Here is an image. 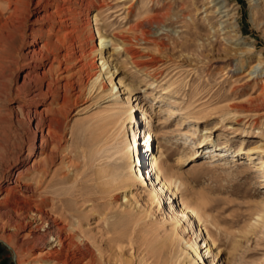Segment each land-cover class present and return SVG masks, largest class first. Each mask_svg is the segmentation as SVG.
Returning a JSON list of instances; mask_svg holds the SVG:
<instances>
[{"label":"rangeland","instance_id":"1","mask_svg":"<svg viewBox=\"0 0 264 264\" xmlns=\"http://www.w3.org/2000/svg\"><path fill=\"white\" fill-rule=\"evenodd\" d=\"M59 1L24 0L26 26L10 49L18 64L0 52V191L8 193L0 204V264H31L43 256L54 235L63 240L61 259H79L85 242L91 250L97 245L104 251L111 248L119 260L132 264H141L145 247L152 252L163 241V230L169 228L166 198L151 202L147 186L137 182L116 194L119 176L132 177L133 172L126 167L134 165L133 158L126 161L117 153L125 134L131 141L129 126L138 130L130 151L143 147L144 126L156 130L164 148L162 164L182 182L173 200L195 207L197 197L204 205L202 230L188 218L184 238L168 253L165 249L157 264H264V227L249 228L253 215L264 221V167L254 168L264 158V145L258 144L264 138L254 128L257 121L264 130V113L258 116L264 105L247 103L262 86L264 94V64L257 61L260 56L264 63V0H138L133 4L136 13L128 18L122 6H115L118 0H104L100 22L111 23L107 33L144 21L146 41L139 39L133 42L139 47H133L154 57L155 65L140 71L124 53L114 54L117 78L134 89L87 103L74 102L78 92L70 90L66 105L46 84H29L34 76L46 74L47 65L33 63L30 68L29 57L45 54L55 41L59 28L49 20ZM59 83L53 89L64 81ZM130 105L136 118L122 128L119 122L111 126ZM246 129L255 131L254 136H243ZM67 145L79 155V167L64 179L61 150ZM217 145L236 153L202 164ZM142 167L145 171L144 160ZM16 180L29 181L31 189ZM122 195L131 200L125 210ZM61 214L66 218H59ZM113 226L129 233L118 247L103 240ZM205 229L215 241L211 252L203 242ZM73 233L81 241L72 239ZM186 242L196 243L199 256ZM144 259L156 264L148 255ZM90 264H97L94 257Z\"/></svg>","mask_w":264,"mask_h":264},{"label":"bare ground","instance_id":"2","mask_svg":"<svg viewBox=\"0 0 264 264\" xmlns=\"http://www.w3.org/2000/svg\"><path fill=\"white\" fill-rule=\"evenodd\" d=\"M135 1L138 0H118V4L115 6H122L120 9H123L124 18H128L134 12L133 4ZM59 2V5L55 6L56 10L54 11V15L49 20V24L53 27L58 25L59 28L55 34V41L49 45L45 54H35L34 52V55L29 57L28 66L34 68L35 65H33V63H37V65H39L38 67L43 68L47 65L46 74L42 77L34 76L29 84H46V89L48 91L55 93L56 96H61L62 105L68 104L70 90H77L78 92L73 101H81L82 103H87L91 99L99 100L107 95L111 97L116 96L117 98L120 96L121 92H131L134 87L129 83H125V80L122 77L117 78L119 75V68L112 57L114 54H120L122 52L124 53L123 55L125 58L127 57L131 64H133L138 70L143 71L151 67L153 68L155 65V58L138 54L137 49L133 47L136 46L133 42H138L139 39L146 41L145 36L147 35V31L144 29V21L138 22L132 27L129 26L118 31L114 30L115 32L109 34L105 27L110 26L111 23H106L104 21L100 22L104 0H100L99 2L97 0H76L74 2L71 0H60ZM91 3H93V5H91ZM25 5L24 0H0V52L7 54V57L11 59L14 65H17L18 61L15 57H12L10 49L16 38L20 36L19 34H22V29L26 26L27 19H25ZM262 14L261 22H264V11ZM35 42L38 41L35 39ZM162 45V43H157L158 48L162 47ZM141 50L145 51L147 48L142 47ZM62 51L64 52L62 53ZM239 53L243 54L245 51ZM257 61L258 65L264 64L260 56L257 58ZM252 67L253 66H251V68ZM84 78L86 79V84H82ZM62 80L64 83L61 87L53 89V87L59 82H62ZM59 90L63 91L62 94H60ZM262 90L263 86L261 87V92ZM261 92L260 94L258 93V96L248 99L247 103L251 105L254 104L255 101H261L262 105H264V94ZM122 99L124 100V98ZM241 107L242 106L240 105H232L231 108ZM47 113L48 112L45 111L40 115H46ZM263 113L264 112L262 111V113L258 114L259 118L262 117L261 114ZM124 114L125 115L122 119L112 122L113 124L111 126H117L119 122L118 125L122 128L127 122L131 123L136 118V114L131 105L127 107ZM259 124L260 123H257L256 121V123H254V128L260 130L258 131V134L264 138V130H261ZM129 128L132 135L131 141L128 140L129 135L125 134L122 139L119 140L120 145L117 147L118 150H116L117 153H119L120 158L125 159L126 161L133 158L134 165L127 164L128 162L126 163V167L132 169L133 172L132 177L119 176V181L117 182L116 187L118 191L116 194L122 193L124 188H129L137 182L147 186L151 202L160 199L164 200L166 198L165 220L168 222L169 228L163 230V241H158L159 243H156L152 252H149L147 247L144 248V256L148 255L149 258L152 257L153 263L157 264L162 257L165 256V249L168 253V250L174 246L175 242L182 239L184 233L188 231V225L190 224H188V218L193 217V220L197 222L198 230H202L201 225H203L202 222L204 217L202 210L204 209V205L197 197L194 198L197 203L195 207L190 204H182L173 200L175 190H177L182 182L175 171H171L170 169V171L166 170L163 166L164 148L158 140L156 130L144 126L143 130L145 131L146 138L144 139L143 147L140 148L139 145L137 149L135 148L130 151L131 143H135L138 130L134 129L132 126H129ZM103 132L106 133L107 130H104ZM254 133L255 131L253 132L251 129L241 131L243 136H254ZM153 140H155V145L152 144ZM259 141V145H264V142H261L262 140ZM205 143V139L200 141L199 147L204 146ZM193 152L196 154L198 150H194ZM207 153L208 157H205V160L202 159L204 160L202 164L207 165L215 163L219 160L216 159L217 157L223 158L225 154H235L236 151L231 150L227 145H217L216 147L209 149ZM51 155H53V152H51ZM61 156L62 162L67 169L64 179H67L69 177L68 174L78 169L79 166L76 164V161H78L79 155L76 154L74 149L67 145L62 147ZM194 157L195 156H193V158ZM246 159L249 160V162L251 161L249 154L246 155ZM142 160H144L145 163V171L142 169ZM178 160H182V158L179 157ZM263 167L264 158H260L254 168L256 170H261ZM16 181L17 184L23 186L25 190L31 189V183L29 181H22L23 183H20L19 180ZM176 183H178V185H176ZM172 185H174V191H172ZM166 192L170 193V195L166 196ZM7 195L8 193H2L0 191V204L5 202V197ZM121 198L123 201L120 203V207L125 210L131 206V200L129 198H126L125 195H122L119 200ZM61 217L66 218L65 214H61L59 218ZM36 218H41L39 212L36 214ZM258 227H264V221L263 218L257 214L249 219V228L255 229ZM105 233H107V237L103 239L104 242L108 245L115 244L117 247L123 237L129 236L128 231L114 226L107 229ZM0 237L4 239L3 235H0ZM74 238L80 240L82 237L74 234L72 239ZM48 241V248L43 252V256L40 259L32 261L31 264H90L91 261H93V257L97 264H132L131 261L122 262L119 260L118 255L114 253L110 247V249L104 251L101 247L102 245H97L95 250H91L85 242L83 245L86 251L80 253L79 259H61L59 248L62 246L63 240L60 236L54 235ZM203 242L206 243L208 252H211V248L214 246L215 241L206 229L203 233ZM186 244H188L189 248H193L195 253L199 256L197 248H195V242H186ZM87 252L89 253V256L87 255ZM144 256L140 260L141 264L147 263H145ZM195 261L197 262L196 259ZM18 262L24 264L23 260Z\"/></svg>","mask_w":264,"mask_h":264}]
</instances>
